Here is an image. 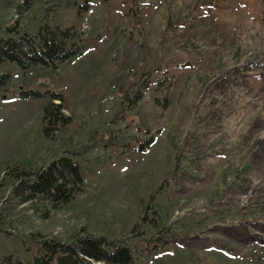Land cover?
I'll use <instances>...</instances> for the list:
<instances>
[{
    "label": "rangeland",
    "instance_id": "374dc122",
    "mask_svg": "<svg viewBox=\"0 0 264 264\" xmlns=\"http://www.w3.org/2000/svg\"><path fill=\"white\" fill-rule=\"evenodd\" d=\"M23 1L0 0V36L73 26L81 55L0 64V264L82 226L129 264H264V0ZM48 93L71 119L46 135ZM60 156L83 178L72 202L9 198L6 168Z\"/></svg>",
    "mask_w": 264,
    "mask_h": 264
},
{
    "label": "trees",
    "instance_id": "16d2710c",
    "mask_svg": "<svg viewBox=\"0 0 264 264\" xmlns=\"http://www.w3.org/2000/svg\"><path fill=\"white\" fill-rule=\"evenodd\" d=\"M26 1L17 6L18 13L28 10ZM3 35L0 36V64H15L23 73L34 65L57 69L63 62L81 55L82 36L73 26L61 28L45 23L39 26L37 33L30 34L19 33L13 25L6 28ZM28 95L43 97L34 92ZM46 96L49 101L43 106L42 125L49 135V131L64 129L71 118L63 112L66 107L62 95L48 93ZM4 174L13 181L9 198L16 205L41 201L57 209L72 202L83 191L79 167L66 156L46 166L26 168L16 164L6 168ZM33 237L39 246L31 264H129L132 260L122 241L92 235L83 226L70 240L39 234L38 238L36 234Z\"/></svg>",
    "mask_w": 264,
    "mask_h": 264
}]
</instances>
